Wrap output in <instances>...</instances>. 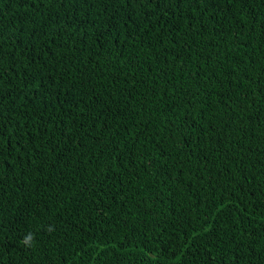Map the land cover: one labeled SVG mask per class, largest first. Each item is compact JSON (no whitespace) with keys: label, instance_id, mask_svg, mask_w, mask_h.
Instances as JSON below:
<instances>
[{"label":"trees","instance_id":"trees-1","mask_svg":"<svg viewBox=\"0 0 264 264\" xmlns=\"http://www.w3.org/2000/svg\"><path fill=\"white\" fill-rule=\"evenodd\" d=\"M0 264H264V0H0Z\"/></svg>","mask_w":264,"mask_h":264},{"label":"clouds","instance_id":"clouds-1","mask_svg":"<svg viewBox=\"0 0 264 264\" xmlns=\"http://www.w3.org/2000/svg\"><path fill=\"white\" fill-rule=\"evenodd\" d=\"M29 239H30V237H29Z\"/></svg>","mask_w":264,"mask_h":264}]
</instances>
